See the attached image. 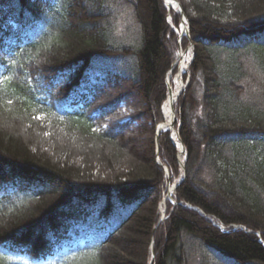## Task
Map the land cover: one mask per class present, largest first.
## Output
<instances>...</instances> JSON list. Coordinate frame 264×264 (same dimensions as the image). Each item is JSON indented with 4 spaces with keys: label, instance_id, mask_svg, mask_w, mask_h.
<instances>
[{
    "label": "trees",
    "instance_id": "1",
    "mask_svg": "<svg viewBox=\"0 0 264 264\" xmlns=\"http://www.w3.org/2000/svg\"><path fill=\"white\" fill-rule=\"evenodd\" d=\"M179 1L0 0V264H264V0Z\"/></svg>",
    "mask_w": 264,
    "mask_h": 264
},
{
    "label": "rangeland",
    "instance_id": "2",
    "mask_svg": "<svg viewBox=\"0 0 264 264\" xmlns=\"http://www.w3.org/2000/svg\"><path fill=\"white\" fill-rule=\"evenodd\" d=\"M167 7H168V5H167ZM168 9L170 10L169 7H168ZM122 11H123V13H122L121 19L118 22L119 23L118 29H119V31L122 32L121 39L124 40V42H123L124 44H129L131 46L132 45H134V46L138 45L139 46V42H140V31H139V25H138V23H136V19L134 18L133 13L131 12V11H133V8L130 5L124 4L123 5V8H122ZM125 11H128V12H125ZM167 18H168L169 23L173 25V19H172V13H171V11L168 12V17ZM181 22H180L179 26H174L178 31H180ZM183 38L184 37H182V39ZM138 39H139V42H138ZM191 46H192V43L191 42H189L186 45H183L182 44V41H181L180 44H179V57L181 55V51L182 52L184 51L192 59L193 53H194V47H191ZM129 57H130V59H129L130 64L133 65L134 62H135V55H134V53L133 54L131 53L129 55ZM190 65H189V67H190ZM189 67H187V69L181 75V80H182L183 84H186V82L188 80L186 78L188 77ZM177 73H178V67H176L174 69L172 75L170 76V81L168 82V84H169L168 85V87H169V89H168V95L173 90H175L176 87H177V78H178L177 77L178 76ZM255 88H256L255 83L254 84H251V89H255ZM168 95H167V97H168ZM142 103L144 104V102H142ZM174 111H175V108H174ZM163 113H164V110H163ZM176 118L177 117H176V111H175V120H174V128L175 129H177V127H176ZM164 120H166L165 115H164ZM172 134H173V132H172ZM134 138H135V140L137 142V145L139 147H141L147 141V135H138V134H135L134 135ZM37 140L38 141L40 140L39 137L37 138ZM35 144H37V143H35ZM37 145L42 146L40 143H38ZM57 146H58V144H57ZM139 152H140V150H139ZM178 180H179V177L178 178L176 177L174 180H171V181L169 180L170 183L166 184L165 195H166V192L169 189V187H171ZM173 194H174V191H173ZM173 194L170 195V196H168L167 198H165V199H163L161 201L160 209H161L162 215L163 214L165 216L167 215L168 200H173L174 201ZM164 218L165 217H163L162 219H164Z\"/></svg>",
    "mask_w": 264,
    "mask_h": 264
},
{
    "label": "water",
    "instance_id": "3",
    "mask_svg": "<svg viewBox=\"0 0 264 264\" xmlns=\"http://www.w3.org/2000/svg\"><path fill=\"white\" fill-rule=\"evenodd\" d=\"M164 1H165V3H167V0H164ZM174 1L177 3V7H175V10L178 11V12H180V13L182 14L181 30L183 29V26H184L185 29H186L185 31L182 30L181 34H185V35H187V37L191 38L189 20H188L187 16L185 15V12H184V10H183V6H182V4H181V2H180L179 0H174ZM191 47H194L193 42H192V46H191ZM181 54H182V51H181ZM194 56H195V53H193V57H192V59L189 60V64H188V66L191 64V62H192ZM182 83H183V82H182ZM187 84H188V81L186 82V84H182L181 87H180V89H178V92H177L176 97H173V100H174V101H173L172 106H171V117H170L169 121L165 120V122H164L163 124H161V125L159 126V128H158V134H159L160 132H162V131H165V130H172V131H175V132L177 133V138H178V140H176L174 137H173V139L175 140V142H178V144L180 145L179 160H180V163H181V165H182V167H183L184 169H185V164H184V162H183L182 159H181V155H182V153H183L184 150H185V146H184V143H183V141H182V139H181V137H180L179 130L174 128L175 111H174V106H173V104H174V102L177 100V98L179 97V95L181 94V92L186 88ZM169 98H170V93H169V95H168L166 101H167ZM166 101H165V103H166ZM165 103H164V105H165ZM164 105H163V109H164ZM157 139H158V137H157ZM157 141H158L157 144H158V149H159V140H157ZM159 161H160V160H159ZM184 178H185V173H184V175H183L182 180H183ZM182 180H181V181H182ZM181 181H178V182L174 183V184L170 187L169 192H168V195H167L166 197H168L169 195L172 194L173 190L177 188V186L180 184ZM163 217H164V216L162 215L161 219H162ZM237 226H239V225H237ZM152 252H153V259H154V253H155V250H154V244H153V243H152Z\"/></svg>",
    "mask_w": 264,
    "mask_h": 264
},
{
    "label": "bare ground",
    "instance_id": "4",
    "mask_svg": "<svg viewBox=\"0 0 264 264\" xmlns=\"http://www.w3.org/2000/svg\"><path fill=\"white\" fill-rule=\"evenodd\" d=\"M167 5L168 7L172 10L175 9V7H177V3L174 0H167ZM183 31H185V27L183 26ZM189 60H190V56L186 54V52H182V54L180 55L179 59H178V73H177V87L175 90H173L170 93V98L166 101L165 105H164V115L166 117V120L169 121L170 117H171V106L173 103V97H176L178 89H180L182 83L181 80V75L182 73L187 69L188 64H189ZM174 133V137L175 139L177 138V133L175 131H173Z\"/></svg>",
    "mask_w": 264,
    "mask_h": 264
}]
</instances>
